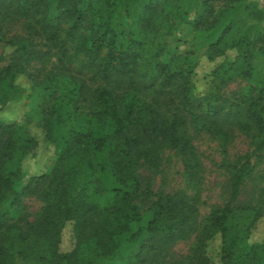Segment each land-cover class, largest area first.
Wrapping results in <instances>:
<instances>
[{
    "label": "trees",
    "instance_id": "trees-1",
    "mask_svg": "<svg viewBox=\"0 0 264 264\" xmlns=\"http://www.w3.org/2000/svg\"><path fill=\"white\" fill-rule=\"evenodd\" d=\"M199 2L202 11L191 21ZM220 2L249 0H0V19L22 22L26 30L3 39L10 52L0 54V64L7 62L0 69V103L9 102L19 91L17 77L26 76L33 90L44 93L43 128L59 152L49 173L33 176L19 190L21 163L36 141L20 135L17 123L0 121V264H10L14 256L24 264H127L128 250L136 251L135 264H214L207 244L217 233L219 264H264V246L251 241L254 223L264 218V193L257 206L238 204L243 186L254 178L251 155L226 164L230 197L211 208L200 231V194L153 190L139 174L141 165L159 168L158 147H170L199 190L204 170L193 133L226 145L240 131L252 139L254 153L264 152V86L237 98L225 92L236 73L253 76L246 37L226 42L223 34L209 47L210 60L228 49L238 52L234 61L212 70L209 94L196 91L194 53L162 60V39L176 35L175 22L196 33L211 30L224 13L216 10ZM79 117L91 122L87 131L76 130ZM30 194L45 201L41 217L12 218ZM252 213L254 222L240 229L238 220ZM68 222L76 246L61 253ZM195 233L191 253L169 261L170 246ZM87 244L95 246L93 259L83 248Z\"/></svg>",
    "mask_w": 264,
    "mask_h": 264
},
{
    "label": "rangeland",
    "instance_id": "rangeland-1",
    "mask_svg": "<svg viewBox=\"0 0 264 264\" xmlns=\"http://www.w3.org/2000/svg\"><path fill=\"white\" fill-rule=\"evenodd\" d=\"M249 4L256 5L258 9L251 11L247 8ZM216 10L224 13L220 21L211 30L196 33L193 26L183 22H175L176 35L166 36L162 39V42L166 43L162 60L169 63L175 57L184 58L186 55L194 53L199 59L197 74L194 76L196 91L209 94L214 87L211 73L215 66L224 60L232 62L238 56L235 49H228L223 55L210 60L207 55L209 47L216 43L223 34L226 42H231L242 35L247 38L251 46L253 76L248 79L236 73L230 78L225 92L226 96L230 98L242 97L248 90H252L251 92L255 94L254 91L264 86V41L261 40L264 35V0H249L247 3L234 5H226L220 2L216 3ZM201 11L202 5L199 2L189 19L194 21L196 15ZM0 26L3 27L0 32V54L3 52L8 54L10 50L5 47V40L3 39L24 35L26 30L22 22L13 19H0ZM6 65L7 62L1 63L0 69ZM244 68L243 66L237 67L239 72H242ZM15 83L19 87V91L10 97L9 102L4 107L3 103H0V121L17 123L20 127V135L22 134L24 138L28 135L36 141V147L21 163L23 176L17 185V188L21 190L33 176L49 173L56 164L59 152L58 145L47 139L43 128L44 93L33 90L32 83L26 76H18ZM74 125L76 130L87 131L91 122L86 117H79L76 118ZM192 138L204 170V181L199 190L189 182L181 155L177 150L170 147H158L157 151L161 159L159 168L151 170L146 165H141L139 174L143 181L150 180L153 190L162 188L164 192L170 194L179 190L185 191L191 196L200 194L199 207L202 214L199 225L200 231L206 223L211 208L224 205L230 197V175L226 164L228 162L233 163L238 157L249 154L252 163L255 165L254 178L247 181L243 186L238 204L257 206L261 195L264 193V152L260 155L253 152L252 139L240 131H236L234 137L226 145L205 133L199 135L193 133ZM148 207V204L142 205L143 212ZM44 208L45 201L38 194L26 195L23 197L22 203L12 212V218L25 216L29 221H36L43 214ZM254 216V213L243 214L238 220V227L245 230L254 222ZM196 235L197 233L189 239L171 245L167 252L168 260L177 262L189 255L195 245ZM251 241L256 245L264 246V218L254 223ZM75 246L73 223L68 222L61 233L59 251L61 253L71 252ZM83 248L91 256V259L95 258L96 249L93 244H87ZM220 249L221 238L217 233L208 240L207 244V254L214 264L220 262ZM135 254V250L126 252L127 264H135V260H133ZM10 264H24V262L21 258L14 256Z\"/></svg>",
    "mask_w": 264,
    "mask_h": 264
}]
</instances>
